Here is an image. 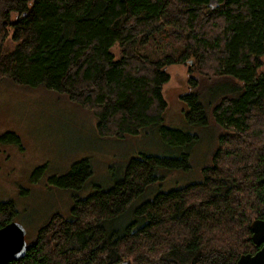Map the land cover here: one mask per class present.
<instances>
[{
	"label": "trees",
	"instance_id": "16d2710c",
	"mask_svg": "<svg viewBox=\"0 0 264 264\" xmlns=\"http://www.w3.org/2000/svg\"><path fill=\"white\" fill-rule=\"evenodd\" d=\"M263 55L264 0H0V80L64 95L91 113L98 136L156 126L166 145L190 142L161 125L170 64L186 67L188 124H205L196 87H225L207 100L221 133L198 182L147 196L158 170L185 169L186 156L131 158L111 187L52 214L7 264H233L257 250L249 224L264 220ZM88 176L80 160L48 184L78 189ZM7 210L0 205V226Z\"/></svg>",
	"mask_w": 264,
	"mask_h": 264
},
{
	"label": "rangeland",
	"instance_id": "374dc122",
	"mask_svg": "<svg viewBox=\"0 0 264 264\" xmlns=\"http://www.w3.org/2000/svg\"><path fill=\"white\" fill-rule=\"evenodd\" d=\"M162 42L168 43L165 50L175 49L174 54L179 53L171 37H165ZM260 59L257 73L264 75V55ZM165 72L168 79L161 87L165 103L161 125L192 137L181 146L162 142L156 126L121 139L98 136L91 113L64 95L41 86L26 89L6 79L0 80V136L6 134L0 139V205L11 212L10 221L23 227L25 245L34 240L37 229L52 214L66 217L73 199L81 200L96 189L111 187L121 178L131 158L186 156L185 169L158 170L162 179L159 185H152L147 196L200 180V171L211 164L217 136L221 133L207 115V100L222 94L225 87L220 82L198 85L195 90L199 93L205 124H188L185 106L179 98L187 91L186 67L170 64ZM191 76L198 78L195 74ZM13 137L17 142H12ZM80 160H85L89 167V176L80 188L60 189L48 184L49 178L64 174ZM40 166L41 173L31 181L32 171ZM128 219L124 216L118 224L123 225Z\"/></svg>",
	"mask_w": 264,
	"mask_h": 264
},
{
	"label": "water",
	"instance_id": "95a60500",
	"mask_svg": "<svg viewBox=\"0 0 264 264\" xmlns=\"http://www.w3.org/2000/svg\"><path fill=\"white\" fill-rule=\"evenodd\" d=\"M249 232L250 241L259 247L253 253L239 255L233 264H264V220H252L249 224ZM24 250L23 227L14 221L0 226V264L22 258Z\"/></svg>",
	"mask_w": 264,
	"mask_h": 264
}]
</instances>
